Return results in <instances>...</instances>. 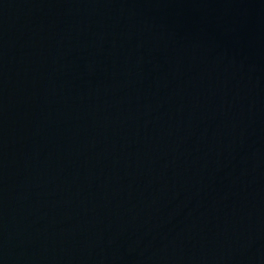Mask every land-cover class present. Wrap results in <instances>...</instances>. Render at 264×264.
<instances>
[{
    "label": "water",
    "instance_id": "95a60500",
    "mask_svg": "<svg viewBox=\"0 0 264 264\" xmlns=\"http://www.w3.org/2000/svg\"><path fill=\"white\" fill-rule=\"evenodd\" d=\"M0 264H264V0H0Z\"/></svg>",
    "mask_w": 264,
    "mask_h": 264
}]
</instances>
